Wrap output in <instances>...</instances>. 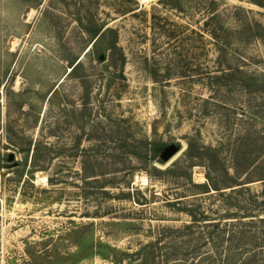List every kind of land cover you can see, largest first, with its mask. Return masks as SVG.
<instances>
[{
    "label": "rangeland",
    "instance_id": "1",
    "mask_svg": "<svg viewBox=\"0 0 264 264\" xmlns=\"http://www.w3.org/2000/svg\"><path fill=\"white\" fill-rule=\"evenodd\" d=\"M0 264H264V0H0Z\"/></svg>",
    "mask_w": 264,
    "mask_h": 264
},
{
    "label": "water",
    "instance_id": "2",
    "mask_svg": "<svg viewBox=\"0 0 264 264\" xmlns=\"http://www.w3.org/2000/svg\"><path fill=\"white\" fill-rule=\"evenodd\" d=\"M179 149V145L171 144L161 152V158L164 161H169L174 155H176V153H178Z\"/></svg>",
    "mask_w": 264,
    "mask_h": 264
},
{
    "label": "trees",
    "instance_id": "3",
    "mask_svg": "<svg viewBox=\"0 0 264 264\" xmlns=\"http://www.w3.org/2000/svg\"><path fill=\"white\" fill-rule=\"evenodd\" d=\"M202 187H206V188H210L211 187V184L210 183H203L201 184ZM216 187V186H215ZM214 189H219V188H214ZM207 191H210V190H207Z\"/></svg>",
    "mask_w": 264,
    "mask_h": 264
},
{
    "label": "bare ground",
    "instance_id": "4",
    "mask_svg": "<svg viewBox=\"0 0 264 264\" xmlns=\"http://www.w3.org/2000/svg\"><path fill=\"white\" fill-rule=\"evenodd\" d=\"M149 1H150V0H143V2H145V3H146V2H149Z\"/></svg>",
    "mask_w": 264,
    "mask_h": 264
}]
</instances>
